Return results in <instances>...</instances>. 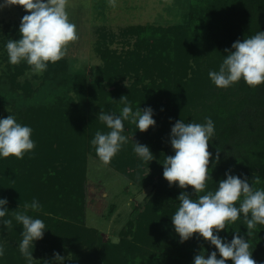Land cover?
Listing matches in <instances>:
<instances>
[{
    "label": "trees",
    "instance_id": "obj_1",
    "mask_svg": "<svg viewBox=\"0 0 264 264\" xmlns=\"http://www.w3.org/2000/svg\"><path fill=\"white\" fill-rule=\"evenodd\" d=\"M99 31L96 50L104 66L97 69L93 78L78 77L81 86L78 102H65L54 108L21 107V124L33 129L31 138L36 146L23 159L0 157V198L8 201L5 219H12L11 230L0 225V236L7 235L20 244L23 226L14 219L15 211H26L32 218L43 220L47 237L50 232L66 231V219L80 208L79 193L84 188L87 156L99 159L91 140L97 131H110L99 120V113L102 110L119 115L125 106L120 102L122 96H127L133 111L151 107L156 124L140 132L135 124L124 121L122 134L128 142L116 154L120 155L119 160L135 153L134 142L149 149L166 144L171 128L180 119L203 124L210 117L215 128L209 145L213 154L210 163H217L219 171L241 168L250 174L248 182L255 189H264V84L253 88L243 80L235 83L243 95L238 101L231 86L227 93L216 87L208 75L209 71L219 70L227 55L225 49L232 51L237 40L264 31V0H191L186 24L135 26L122 32L126 48L121 53L111 48L117 36L106 29ZM22 62L15 67L9 82L13 90L19 88L31 99L32 83L17 81L31 69ZM63 69L61 60L49 63L45 79ZM126 162L129 169L121 162L117 164L115 157L107 165L139 180L130 171L144 170V166L131 160ZM257 177L259 183L255 182ZM146 179L139 182L153 185L154 195L146 200L136 221L129 222L124 240L114 248L104 249L116 260L113 264H193L195 255L203 252L207 256L216 251L198 234L184 242L179 240L171 217L180 205L177 199L180 193L170 189L163 176L158 177V182H154L152 174ZM34 200L40 208L25 210L24 205L30 206ZM161 226L168 236L157 235ZM247 232L241 214L218 235L226 242H231L234 234L243 236L250 244L252 258L257 264H264V225H257L250 236ZM146 242L161 251L141 250ZM17 254L15 251L11 256H2L0 264H21Z\"/></svg>",
    "mask_w": 264,
    "mask_h": 264
},
{
    "label": "clouds",
    "instance_id": "obj_2",
    "mask_svg": "<svg viewBox=\"0 0 264 264\" xmlns=\"http://www.w3.org/2000/svg\"><path fill=\"white\" fill-rule=\"evenodd\" d=\"M108 2L115 7L117 0ZM68 4L69 0H4L0 4V9L18 5L28 13L20 22L21 38L8 39L6 43L10 64L18 65L24 61L34 73L40 74L49 63H56L67 55L68 46L79 38L76 25L69 18ZM232 49H225L227 55L218 71H209L214 85L228 88L241 80L253 88L264 84V31L242 41L237 40L232 44ZM120 102L125 106L119 115L101 110L98 118L110 131H97L91 140L97 157L104 164H109L128 142L122 134L124 121L135 124L140 132H146L156 124L151 107L133 111L127 96H122ZM205 119L203 124L185 123L180 119L171 128L170 143L175 155L165 156L163 177L169 186L178 184L181 189L190 186L196 194V198L187 192L178 196L180 205L171 217L172 224L181 242L198 234L215 247L216 251L207 258L203 252L195 255L193 264H227L228 261L232 264H257L252 258L250 244L243 236L234 234L231 242H226L218 233L225 230L230 222L237 221L241 214L248 236L257 225H264V189H254L247 177L241 179L226 172V179L218 182L215 191L201 195L207 188V182L212 179L209 165L213 154L209 151V145L215 130L212 119ZM32 132L31 127L18 123L13 115L0 119V157L23 159L36 146L31 138ZM133 150L145 162L154 159L146 145L134 142ZM216 161H219V150ZM254 179L259 183L258 177ZM7 204V199L0 198V225L11 230L12 219H5L9 212L5 207ZM29 207L38 210L40 205L34 200L30 206L24 205L25 210ZM13 216L23 226L20 252L31 264L34 259L30 249L34 241L43 238L45 223L27 215L26 211H15ZM217 253L220 258H217ZM3 255L4 248L0 246V257ZM63 259L58 253L55 254V260Z\"/></svg>",
    "mask_w": 264,
    "mask_h": 264
},
{
    "label": "rangeland",
    "instance_id": "obj_3",
    "mask_svg": "<svg viewBox=\"0 0 264 264\" xmlns=\"http://www.w3.org/2000/svg\"><path fill=\"white\" fill-rule=\"evenodd\" d=\"M190 1L117 0L116 6L111 7L108 0H69L67 11L70 21L76 25L79 38L68 46L67 55L61 59L64 65L61 72L52 74L46 80L45 76L48 73L46 70L37 74L31 68L17 78L21 84L25 81L32 83L34 94L31 99L26 98L21 89L13 90L11 87L9 78L14 75L15 67L23 62L18 65L10 64L6 50L8 39L21 38L20 22L28 13L18 5L0 9V119L13 115L21 124V107H24V110L29 106L54 108L64 105L65 102H78V91L81 90L78 77L93 78L97 69L104 66V61L96 50L99 30L106 29L117 36L111 48L121 53L123 48H126L122 32L135 26L170 27L186 24ZM3 2L4 0H0V4ZM233 85L231 86L233 89L228 87L224 88V91L229 93L232 89L239 101L243 95L239 92L238 86L236 88ZM150 151L154 156L150 162L143 161L136 153H130L121 160L120 155L115 156L116 163L121 162L120 165L123 164L125 168H128L126 161L130 160L137 162V165L142 164L144 170L130 171L134 173V178L147 181L146 178L152 174L154 182H158V177L163 176L165 156L175 155V152L170 141L152 147ZM209 167L212 179L207 182L205 191H215L218 182L226 179L225 173L229 171L236 176L240 173L238 176L241 179L247 177L248 180L249 173L242 172L241 168L230 170L227 167L219 171V166L215 162L210 163ZM85 174L84 188L82 193H79L80 208L66 219L65 232H50L49 237L45 232L43 240L33 242L34 246L30 251H33L34 260L31 264H113L116 260L104 250L105 247L114 248V245L124 240L123 234L128 231L129 222L136 221L139 213L144 211L146 200L154 195L155 190L153 185L148 184L149 182L144 185L137 179H130L91 154L87 156ZM168 187L180 194L187 192L192 198L196 195L190 186L186 189H181L178 184ZM253 188L255 189V186ZM157 232L160 237L167 235L164 226ZM172 232L174 233L173 230ZM128 238L133 239V236ZM0 246L4 248L3 257L11 256L13 252L18 251L20 263L29 264L21 254L18 242L11 237L0 236ZM145 249L149 253L161 251L157 250L156 245L151 247L147 242L141 246V250ZM56 253L64 259L55 260ZM205 257L207 258L206 255Z\"/></svg>",
    "mask_w": 264,
    "mask_h": 264
}]
</instances>
